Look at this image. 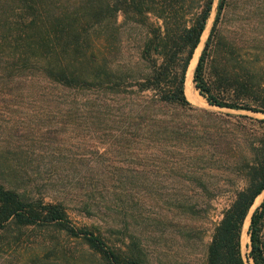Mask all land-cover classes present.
Segmentation results:
<instances>
[{
    "label": "rangeland",
    "instance_id": "obj_1",
    "mask_svg": "<svg viewBox=\"0 0 264 264\" xmlns=\"http://www.w3.org/2000/svg\"><path fill=\"white\" fill-rule=\"evenodd\" d=\"M19 1L0 0V50L16 49L10 41ZM218 1H213L195 61L214 22ZM77 2L51 0L50 8L60 14ZM61 18L69 22L70 16ZM79 32L80 50H111L115 68L123 62L134 64L144 27L118 13L95 32L90 28L87 35L91 39H84L82 29ZM107 33L108 42L104 39ZM66 36H56V50L62 49ZM68 50H73L72 44ZM2 64L0 60V67ZM136 65L143 71L142 63L136 61ZM241 68L249 71L254 86L245 98L258 102L264 96V0H227L217 19L205 77L215 92L229 99L226 92L215 88L214 81L222 84L226 76L242 73ZM16 72L0 68V181L23 195L62 200L72 223L99 226L115 244L137 242L133 247L140 250V264H205L214 225L235 188L243 183L244 169L260 144L264 125L259 119L264 113L212 105L195 86L197 100L188 98L192 107L171 112L185 125L171 134L142 133L118 126L116 115L99 111L96 104L102 99L110 103L112 93L99 91L89 100L88 91L50 81L37 71L20 77ZM129 94H114V103L122 97L115 105L125 107L121 111L125 115L129 103L124 96ZM218 122L228 130L226 142L215 150L206 142H210L208 131ZM103 181L107 186L101 187ZM105 188L108 197L100 203L106 210L82 209L87 192ZM263 198L264 189L255 198L242 229L246 264H253L247 257L250 214ZM0 264L109 262L80 237L53 225H35L3 230Z\"/></svg>",
    "mask_w": 264,
    "mask_h": 264
},
{
    "label": "trees",
    "instance_id": "obj_2",
    "mask_svg": "<svg viewBox=\"0 0 264 264\" xmlns=\"http://www.w3.org/2000/svg\"><path fill=\"white\" fill-rule=\"evenodd\" d=\"M213 1L78 0L73 9L66 11L67 7H64L60 14H56L51 11V0H20L15 12V33L10 41L15 42L13 45L16 49L0 50V60L4 62L0 68L15 69L18 72L14 74L19 77L37 71L50 81L77 91H88L89 100L96 97L99 91L109 95L112 93V98L108 97L111 104L102 99L96 106L107 116L116 115L118 126L133 127L137 132L142 130V133L171 134L177 132L175 128L185 125L175 120L173 115L176 111L192 107L186 94L187 74ZM226 3L227 0L218 1L214 22L194 67V84L212 105L264 113V96L258 102L245 98L246 93H251L254 87L246 68H241L242 73L226 76L222 84L217 85L214 81L215 88L226 92L229 99L215 92L205 77L207 55L216 22ZM118 13L123 15L124 20L143 26L144 34L134 64L130 66L123 62L114 68L110 60L111 50L99 51L93 47L80 50L79 30H83L84 39L86 36L91 39L92 36L87 35L90 28L95 32L97 26L105 23V20H115ZM61 16H70L69 22H64ZM65 34L67 36L62 40V49L56 50L54 39L57 35L62 37ZM105 35L104 39L108 42L110 34ZM71 44L73 50H68ZM72 56L77 63L76 68ZM136 61L145 66L143 71L137 67ZM124 91L130 92L127 96L123 95L125 102L127 100L129 103L127 115L121 112L125 107L115 105L122 97L113 102L114 94L117 96ZM259 120L264 125V117ZM212 129L208 131L210 142L206 143L217 150L226 142L228 127L218 122ZM259 141L253 159L244 169L243 183L235 188L234 196L214 225L205 264H246L241 250L242 229L255 198L264 189V132ZM203 153L200 154L201 159H204ZM98 185L95 182L94 187L98 188ZM100 185L104 187L105 181ZM85 196L81 200L82 209L87 212L91 211L90 208L100 212L106 210L100 200L108 197V188L87 192ZM263 222L264 198L251 211L248 224L247 257L253 264H264ZM35 225H53L80 237L91 251L100 253L109 264L141 262L140 250L133 247L137 242L115 244L101 232L99 226H78L72 223L62 200L49 201L23 195L0 181V236L3 230L11 226L19 228Z\"/></svg>",
    "mask_w": 264,
    "mask_h": 264
},
{
    "label": "bare ground",
    "instance_id": "obj_3",
    "mask_svg": "<svg viewBox=\"0 0 264 264\" xmlns=\"http://www.w3.org/2000/svg\"><path fill=\"white\" fill-rule=\"evenodd\" d=\"M195 58L192 60V63L189 67L188 74H187V80H186V93L190 99L193 101L197 100V92L195 91V85L193 82V70H194V65H195Z\"/></svg>",
    "mask_w": 264,
    "mask_h": 264
},
{
    "label": "water",
    "instance_id": "obj_4",
    "mask_svg": "<svg viewBox=\"0 0 264 264\" xmlns=\"http://www.w3.org/2000/svg\"><path fill=\"white\" fill-rule=\"evenodd\" d=\"M195 67V66H194Z\"/></svg>",
    "mask_w": 264,
    "mask_h": 264
}]
</instances>
